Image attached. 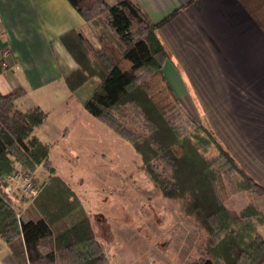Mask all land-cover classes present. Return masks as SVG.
Masks as SVG:
<instances>
[{
	"label": "trees",
	"instance_id": "obj_1",
	"mask_svg": "<svg viewBox=\"0 0 264 264\" xmlns=\"http://www.w3.org/2000/svg\"><path fill=\"white\" fill-rule=\"evenodd\" d=\"M68 1L85 21L109 27L117 39L98 34L101 48L96 50L81 32L64 35L61 41L79 67L66 84L74 93L97 80L84 109L130 142L163 196L193 215L207 232L210 257L194 264H264V238L253 228V220L264 223V212L254 205L240 214L229 211L219 186L223 174L232 178L238 172L242 186L261 195L264 187L238 166L208 125L197 123L180 108L163 70L169 52L158 30L164 21L153 23L132 0ZM3 70L0 60V74ZM24 93L23 88L6 95L0 92V178L12 173L17 162L30 170L43 165L54 173L50 149L35 135L47 113L41 108L18 110L15 101ZM127 107L141 131L120 120ZM178 108L179 118L186 116V126L168 117ZM211 149L217 154L208 155ZM82 210L75 192L54 176L33 200L32 218L18 217L0 194V236L17 264H107L103 246Z\"/></svg>",
	"mask_w": 264,
	"mask_h": 264
},
{
	"label": "crops",
	"instance_id": "obj_2",
	"mask_svg": "<svg viewBox=\"0 0 264 264\" xmlns=\"http://www.w3.org/2000/svg\"><path fill=\"white\" fill-rule=\"evenodd\" d=\"M132 1L153 23L164 21L158 30L169 52L163 70L180 108L231 141L237 156H247V174L264 187V0ZM101 29L68 0H0V92L23 88L17 109L47 113L35 135L49 149L50 113L61 109L70 117L85 86L69 90L66 79L79 67L61 38L81 32L99 50ZM50 130L70 135L68 128ZM0 264H17L1 236Z\"/></svg>",
	"mask_w": 264,
	"mask_h": 264
},
{
	"label": "rangeland",
	"instance_id": "obj_3",
	"mask_svg": "<svg viewBox=\"0 0 264 264\" xmlns=\"http://www.w3.org/2000/svg\"><path fill=\"white\" fill-rule=\"evenodd\" d=\"M104 28L100 30L103 35L117 39L109 27ZM96 81L87 82L76 95L78 101L73 107L70 105V117H63L61 109L50 113L44 139L50 144L49 160L54 173L43 165L35 170L25 168L34 186L41 190L54 176L70 186L81 202V215L89 217L103 246L107 264H194L209 258V235L202 225L193 215L181 211L175 201L163 196L143 170L141 158L130 142L84 109ZM125 114L120 120L131 130L141 131L142 127L131 121L134 114L128 107ZM179 114L178 108L168 117L186 126V116L179 118ZM53 126L68 128V139L53 133L50 130ZM208 126L247 174V156H237L230 148L228 142L231 141L220 140L214 128ZM216 154L215 149L208 153ZM222 176L219 187L229 211L240 214L248 205H254L264 212V195L249 190L247 185L242 186L238 172H233L232 178ZM9 191L7 197L16 212L22 218L32 216L30 196L21 192L16 184H12ZM72 220L70 217L66 221L67 226ZM253 228L264 238V223L253 220Z\"/></svg>",
	"mask_w": 264,
	"mask_h": 264
},
{
	"label": "built area",
	"instance_id": "obj_4",
	"mask_svg": "<svg viewBox=\"0 0 264 264\" xmlns=\"http://www.w3.org/2000/svg\"><path fill=\"white\" fill-rule=\"evenodd\" d=\"M3 66L5 67V64H3ZM24 169L25 168L17 162L15 163L14 171L12 173L7 175L6 177L0 178V194L4 198V200L9 204L10 202L8 200L7 195L8 192H10L9 190L12 184H16V186L20 189L21 192H23L25 195L30 196L31 200H34L40 192V190L34 186L32 178L30 174H28L29 172ZM5 183L9 185L7 186V184ZM11 207L14 209V206L11 205ZM16 213L18 217L21 216L18 212Z\"/></svg>",
	"mask_w": 264,
	"mask_h": 264
}]
</instances>
